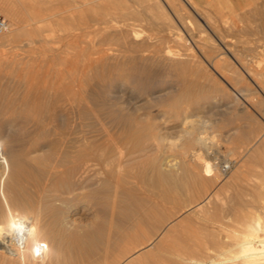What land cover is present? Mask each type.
<instances>
[{
    "label": "rangeland",
    "instance_id": "obj_1",
    "mask_svg": "<svg viewBox=\"0 0 264 264\" xmlns=\"http://www.w3.org/2000/svg\"><path fill=\"white\" fill-rule=\"evenodd\" d=\"M137 1H103L102 6L109 7L101 13L96 0H0L14 12L10 17L0 10L9 25L7 34L0 36V223H5L7 211H14L27 237L31 226L43 227L40 238L51 249L44 261L63 253L48 238L50 228L63 236L62 246L69 255L77 254L79 244L72 241L79 239L91 264L101 259L102 264H112L113 258L127 252L116 247L115 253L112 242L134 227L159 192L175 191L178 202L163 200L164 225L162 221V226L144 223L146 230L153 227L146 234L148 239L154 234L151 251L157 249L155 237L174 220L179 230L194 228L228 194L250 197L256 193L254 187L264 186V0H193L201 16L192 12L193 18L185 19L187 28L170 13L176 37L165 40L161 36L173 30L162 28L160 19H151L150 13L141 10L143 2ZM129 7L141 14L130 15ZM96 16H102V22ZM4 35L9 39H3ZM130 41L145 45L132 48ZM100 47L114 52L107 49L104 58L96 53ZM232 52L238 54L237 60ZM181 58L187 61L185 68L177 65ZM210 60L219 63L216 71ZM241 65L250 70V76ZM92 158L98 159L94 165L83 163ZM118 161L121 168L116 171L113 162ZM207 161L213 175L204 172ZM222 164L230 169L222 172ZM156 170L164 177L160 185ZM119 172L129 174L128 178L122 175L126 181L121 177L115 182ZM199 175L214 184L205 181L207 190L200 188ZM129 179L133 183L127 184ZM12 182L17 186L13 190L10 184L11 191ZM206 191L210 193L206 202L190 211ZM193 192L202 194L198 197ZM171 211L168 220L166 213ZM175 230H170V238L178 233ZM71 235L80 238L74 240ZM140 247L129 248V254L141 253ZM81 252L77 255L84 258ZM36 261L42 262L41 258Z\"/></svg>",
    "mask_w": 264,
    "mask_h": 264
},
{
    "label": "bare ground",
    "instance_id": "obj_2",
    "mask_svg": "<svg viewBox=\"0 0 264 264\" xmlns=\"http://www.w3.org/2000/svg\"><path fill=\"white\" fill-rule=\"evenodd\" d=\"M95 1V0H92V2ZM98 3H97V6H98V9L99 11L98 12H104L108 7L105 5V6H102L103 1H108L107 3L109 4H113L114 1L116 0H96ZM137 1V0H136ZM139 3L140 2H143L144 5H142L141 7V10H144L150 14H148L149 16L151 15L152 18L151 19H160V23H161V26L162 28H164L165 30H168V31H172L173 32L171 34H164L163 36H161L163 39L162 40H165L166 38L170 39V37H176L174 35H176V33L174 32V26H173V22H172V19H171V16H170V13H172L174 16H177V19H178V22L179 24H183L185 27L187 26L188 28V23L186 24L185 22V19H189L190 15L192 14V12H194L197 16H201L200 15V10L198 9V7L195 5V3L193 2V0H138ZM137 1V2H138ZM146 1V2H144ZM138 3V5H140ZM136 4V3H135ZM142 4V3H141ZM90 5V4H89ZM93 5V4H92ZM104 5V4H103ZM88 6V5H87ZM94 6V5H93ZM95 7V6H94ZM107 7V8H106ZM111 7V6H110ZM133 7V6H132ZM132 7H129L130 9H127L126 11L130 13H135L137 15L141 14V11L140 10H134V8L132 9ZM262 7V6H261ZM92 8V7H91ZM97 8V7H96ZM95 8V9H96ZM219 9V8H218ZM0 10L3 11L6 16H10V17H13L14 15V12L12 10V7L9 5V4H0ZM143 11V12H144ZM258 11V9L256 10ZM260 11V10H259ZM142 12V13H143ZM262 12V11H261ZM222 13V12H221ZM239 13V12H238ZM206 14V13H205ZM259 14V13H257ZM131 15V14H130ZM134 15V14H132ZM189 16V17H188ZM210 16V15H209ZM263 18H264V14H262ZM98 17V16H96ZM100 18H102V16H99ZM98 17V18H99ZM204 17V16H203ZM99 18V22H102ZM192 15H191V19H192ZM205 18V17H204ZM212 18V17H211ZM230 18V17H229ZM228 18V19H229ZM233 18V17H232ZM104 19V17H103ZM201 19V18H199ZM224 19V17H223ZM231 19V18H230ZM91 20V19H90ZM105 20V19H104ZM209 20V19H208ZM221 20V19H220ZM236 20V19H235ZM158 21V22H159ZM191 21V20H190ZM194 21V20H193ZM197 21V20H196ZM201 21V20H200ZM215 21V20H214ZM217 21V20H216ZM82 22V21H81ZM104 22V21H103ZM155 22V21H154ZM195 22V21H194ZM204 22V24L206 26H208V22L206 23L205 21H202ZM210 22V21H209ZM236 22V21H235ZM156 23V22H155ZM196 23V22H195ZM222 23V22H221ZM234 23V22H233ZM84 24V23H83ZM102 24V23H101ZM105 24V23H104ZM157 24V23H156ZM194 24V23H193ZM110 25V24H108ZM112 25V24H111ZM9 26V25H8ZM91 26V24H90ZM98 26V25H97ZM101 26V25H100ZM103 26V25H102ZM126 26V25H125ZM195 26V25H194ZM212 26V25H211ZM219 26V25H218ZM92 27V26H91ZM90 27V28H91ZM108 27V26H107ZM113 27V26H112ZM217 27V26H216ZM223 27V26H222ZM262 27L264 28V23H262ZM99 28V27H98ZM104 28V27H103ZM118 28V27H117ZM121 28V27H120ZM127 28V27H126ZM133 28V27H132ZM184 29V28H183ZM202 29V28H201ZM7 30V29H6ZM5 30V31H6ZM9 30V29H8ZM131 30V29H129ZM204 30V29H203ZM220 30V29H219ZM4 31V32H5ZM95 31V30H94ZM112 31V30H111ZM119 31V30H118ZM125 31V30H124ZM133 31V29L131 30ZM130 31V32H131ZM197 31V29H196ZM221 31V30H220ZM231 31V30H230ZM240 31V30H239ZM3 32V33H4ZM8 32V31H7ZM14 32V31H13ZM12 32V33H13ZM122 31H120L119 33L121 34ZM130 32H127L129 35ZM3 33H1L3 35ZM6 33V32H5ZM10 33V34H12ZM101 33V32H100ZM115 33V32H114ZM208 33V32H207ZM259 33V32H258ZM0 34V36H1ZM7 34V33H6ZM16 34V33H15ZM106 34V33H105ZM125 35V33H122V35ZM252 34V33H251ZM77 35V34H76ZM81 35V34H80ZM7 36L9 35H4L3 39H6ZM2 37V36H1ZM12 37V35H11ZM101 37V36H100ZM111 37V36H109ZM114 37V36H112ZM123 36H121L122 38ZM126 37V35L124 36ZM12 38H16V37H12ZM84 38V36H83ZM86 38V37H85ZM178 38V37H177ZM190 38V37H189ZM193 38V37H192ZM9 38H7L8 40ZM19 39V38H18ZM80 39V38H79ZM176 39V38H175ZM209 39V38H208ZM215 39V38H214ZM101 40V39H100ZM106 40V38H105ZM109 40V39H108ZM178 40V39H177ZM210 40V39H209ZM220 43H222V41L220 39H218ZM79 41V40H78ZM77 41V42H78ZM93 41V40H92ZM96 41V40H95ZM111 41V40H110ZM127 42V41H126ZM134 42V41H133ZM194 42V41H192ZM198 42V41H197ZM212 42V41H211ZM214 42V41H213ZM76 43V42H75ZM80 43V42H79ZM94 43V42H93ZM99 43V41H98ZM116 43V42H115ZM122 43V42H121ZM196 43V42H195ZM85 44V43H84ZM123 44V43H122ZM121 44V45H122ZM126 44V43H125ZM124 44V45H125ZM128 44V42H127ZM144 43H129L128 46L130 47H137L138 46L140 47L141 49V46H143ZM194 44V43H193ZM210 44H213L214 46V43H210ZM80 45V44H79ZM100 45V44H99ZM104 45V44H103ZM101 45V46H103ZM120 45V44H119ZM145 45V44H144ZM152 45V44H151ZM186 45V44H185ZM191 45V44H190ZM217 45V44H216ZM215 45V46H216ZM223 45V44H222ZM251 45V44H250ZM74 46V45H73ZM87 46V45H85ZM92 46V45H91ZM126 46V45H125ZM154 46V45H152ZM196 46V44H195ZM129 47V49H130ZM144 47V46H143ZM142 47V48H143ZM146 47V46H145ZM149 47V46H148ZM198 47V46H197ZM201 47L202 44H201ZM199 47V48H201ZM219 47H222V46H219ZM218 47V48H219ZM98 48V47H97ZM116 48V47H115ZM119 48V47H118ZM122 48V47H121ZM120 48V49H121ZM124 48V47H123ZM126 48V47H125ZM189 48V47H188ZM206 48V46H205ZM217 48V49H218ZM226 48V47H225ZM77 49V48H76ZM89 49V48H88ZM107 49L108 48H99L98 50H96V53H99L98 55H101V56H105L107 54ZM113 49V48H112ZM128 49V50H129ZM157 49V48H156ZM91 50V49H90ZM115 50V49H114ZM118 50V49H117ZM135 50V49H134ZM133 50V51H134ZM228 50V49H227ZM236 50V49H235ZM108 51H111V48L110 50L108 49ZM127 51V50H126ZM125 51V52H126ZM132 51V50H131ZM156 51H159V50H156ZM221 51V50H220ZM230 51V50H229ZM90 52V51H89ZM114 52V51H113ZM113 52L111 51V53L113 54ZM128 52V51H127ZM216 52V51H215ZM227 52V51H226ZM88 53V52H87ZM116 53V52H115ZM190 53V52H189ZM187 53V54H189ZM198 53V52H197ZM225 53V52H224ZM233 54L232 57L236 59V57H239L238 54L236 55V53L232 52ZM121 54V53H120ZM203 54V53H201ZM220 54L221 56L222 53H219L218 56L220 58ZM68 55V54H67ZM89 55V53H88ZM87 55V56H88ZM114 55H117V54H114ZM156 55V54H155ZM215 55V54H214ZM235 55V57H234ZM243 55V54H242ZM257 55V54H255ZM86 56V57H87ZM91 55H89L90 57ZM182 56V55H181ZM185 56V55H184ZM207 56V55H206ZM204 56V57H206ZM72 57V56H71ZM188 57V56H187ZM196 57V56H194ZM193 57V58H194ZM200 57V56H199ZM208 57V56H207ZM94 58V57H93ZM98 58V57H97ZM100 58V57H99ZM102 58V57H101ZM106 58V57H104ZM122 58V57H121ZM218 58V59H219ZM227 58V57H226ZM91 59V58H90ZM125 59V58H124ZM180 59V58H179ZM178 59V60H179ZM184 59V58H183ZM187 59V58H186ZM222 59V58H221ZM122 60V59H121ZM173 60V59H172ZM185 60V59H184ZM181 60L179 61V63L177 65H179L180 67H186L187 66V61H184ZM189 60V59H188ZM216 60V59H215ZM237 60V59H236ZM241 60V59H240ZM88 61V60H87ZM176 61V60H175ZM193 61V60H192ZM196 61V60H195ZM212 60H210L211 62ZM220 62V60H218ZM223 61V60H222ZM85 62V61H84ZM101 62V61H100ZM115 62V61H114ZM121 62V61H120ZM170 62V61H169ZM194 62V61H193ZM198 62V61H197ZM242 62V61H241ZM92 63V62H91ZM97 63V62H96ZM122 63V62H121ZM239 63V62H238ZM249 64V62H247ZM246 63V65H247ZM106 64V63H105ZM114 64V63H113ZM175 64V63H174ZM197 64V63H196ZM219 63L218 62H215L214 60L212 61V63H209V65L213 68V70H217L215 69V66L217 68V65ZM240 64V63H239ZM110 65V64H109ZM93 66V65H92ZM118 66V65H117ZM190 66H191V63H190ZM193 66V65H192ZM90 67V66H89ZM220 67V66H219ZM242 69L243 71L245 72V74L247 76H250L251 72L248 68L244 66H242ZM88 68V67H87ZM115 68V67H114ZM122 68V66H121ZM195 68V67H194ZM193 68V69H194ZM197 68V67H196ZM199 68H200V64H199ZM178 69V68H177ZM188 69V68H186ZM241 69V70H242ZM256 69V68H255ZM118 70V68H117ZM179 70V69H178ZM183 70V69H182ZM192 70V69H191ZM197 70V69H196ZM181 71V70H180ZM207 71V70H206ZM219 71V70H218ZM184 72V71H183ZM182 72V73H183ZM190 72V71H189ZM243 72V73H244ZM253 72V71H252ZM188 74V73H187ZM221 74V73H220ZM244 74V75H245ZM185 75V74H184ZM186 76V75H185ZM190 76V74L188 75ZM241 76V75H240ZM253 76V75H251ZM177 77V76H176ZM192 77V76H190ZM254 80V79H253ZM181 81V80H180ZM255 81V80H254ZM160 82V81H158ZM189 82H187L188 84ZM246 83V82H245ZM191 84V83H190ZM189 86V85H188ZM191 86V85H190ZM186 87V86H185ZM184 87V88H185ZM65 89V88H64ZM261 89V88H260ZM77 90V89H76ZM258 91V90H257ZM262 134V133H261ZM264 134V133H263ZM263 136V135H262ZM127 142V141H126ZM63 144V143H62ZM74 144V143H73ZM61 145V144H60ZM74 146V145H73ZM80 147V146H79ZM90 147V146H89ZM113 147V146H112ZM61 148V147H60ZM53 151V150H52ZM61 151V149H60ZM62 152V151H61ZM60 152V153H61ZM87 152V151H86ZM92 152V151H91ZM54 154V153H53ZM62 154V153H61ZM68 154V153H67ZM79 155V154H78ZM201 155V154H200ZM48 156V155H47ZM55 156V155H54ZM83 157L82 155H79V157ZM88 156H90L88 154ZM87 156V157H88ZM17 157V156H16ZM60 157V156H59ZM70 157V155H69ZM109 157V156H108ZM206 157V156H205ZM204 157V158H205ZM11 158V157H10ZM76 158V157H75ZM78 158V157H77ZM85 158V157H84ZM83 158V159H84ZM89 158V157H88ZM97 158V157H96ZM123 158V157H122ZM12 159V158H11ZM10 159V160H11ZM43 159V158H42ZM47 159V157H46ZM57 159V158H56ZM70 159H73V158H70ZM81 159V158H79ZM15 160V159H14ZM37 160V159H36ZM75 160V159H74ZM97 160L98 159H95V158H92L91 160L90 159H87V161L83 162L86 166H88L91 162L92 165L95 164V161L97 163ZM207 160V159H206ZM56 161V160H54ZM100 161V159H99ZM115 162V160H113ZM65 162V160H64ZM70 162V161H69ZM73 162V161H72ZM75 162V161H74ZM80 162V160H79ZM109 162V161H107ZM113 162V165H115V169L114 170H119V167L121 166L120 165V161L116 162L114 164ZM21 163V162H20ZM60 164V163H59ZM69 164V163H68ZM75 164V163H74ZM83 164V165H84ZM100 164V162H99ZM22 165V164H21ZM37 165V164H36ZM44 165V164H43ZM54 165V164H53ZM104 165V164H103ZM108 165V164H107ZM111 165V164H110ZM112 165V166H113ZM60 166V165H59ZM90 167V166H88ZM111 167V166H110ZM47 168V167H45ZM52 168V167H51ZM72 168V167H71ZM121 168V167H120ZM54 171H55V167H53ZM85 169V167H84ZM101 170V169H100ZM110 171H113L114 170H111L109 169ZM121 170V169H120ZM51 171V170H50ZM86 171V170H85ZM115 171V172H116ZM126 171V170H125ZM158 172V170H156ZM79 172V171H78ZM87 172V171H86ZM129 172V170H128ZM205 174H212L213 175V166L207 161L205 163ZM223 172V171H222ZM52 173V171H51ZM120 174V172H119ZM119 174L117 173V175L119 176ZM126 173H123L122 175H124ZM199 174V173H198ZM248 174V173H247ZM256 174V173H255ZM116 175V174H115ZM121 175V174H120ZM120 176L118 178L115 179V182L116 180L120 179L121 180V177L123 178L124 176H126L128 178L127 175H124V176ZM137 174H134V176H136ZM172 175V174H171ZM211 175V177H212ZM244 175V174H243ZM16 176V175H15ZM19 176H20V173H19ZM133 175L130 174V177L131 178ZM116 177V176H115ZM138 177V176H136ZM210 177V178H211ZM157 182L158 185H160V181L162 179H164V177L162 178L161 177V174L158 172V175H157ZM162 178V179H161ZM200 180H197V181H200L199 183L202 185L200 188H205V187H208L206 185V182L207 179L205 180H201V178H204L202 176H198L197 179ZM112 179V178H111ZM126 178H123L122 180L123 181H126L125 180ZM132 179V178H131ZM134 179V178H133ZM132 179V180H133ZM136 179V178H135ZM134 179V180H135ZM13 180V179H12ZM11 180V181H12ZM119 180V181H120ZM131 180V182L133 183V181ZM209 180V179H208ZM212 180V179H211ZM209 180L210 182H212V185L214 184L213 181ZM214 180V179H213ZM255 180V179H254ZM16 181V180H15ZM172 181V180H171ZM175 181V180H174ZM207 181V182H209ZM215 181V180H214ZM219 181V180H217ZM10 182V181H9ZM118 182V181H117ZM130 182V179H129V182H126L127 184L128 183H131ZM139 182V181H138ZM119 183V182H118ZM122 184H124L125 182H120ZM119 183V184H120ZM136 184V182H134ZM216 183V182H215ZM235 183V182H234ZM250 183V182H249ZM253 183V182H252ZM10 184L11 186L13 187V190H14V187H16L15 185H12V183H9V189L11 190L12 187L10 188ZM173 184V183H172ZM208 184V183H207ZM237 184V183H236ZM256 184V183H255ZM156 185V184H155ZM176 185V184H175ZM211 185V183L209 184V186ZM211 185V186H212ZM153 186V185H152ZM205 186V187H204ZM245 186V185H244ZM252 186V185H251ZM260 186V185H259ZM125 187V186H124ZM171 187V186H170ZM169 187V188H170ZM240 187V186H239ZM264 187L263 184L261 187H254L255 189H253V191L255 190V194L254 195H251L250 197H248L249 194L247 193H235V194H228V196L225 197V200L223 201V204L216 210H213L214 211H210V212H205L204 214V218L202 219L203 222H199V226H195L194 228H188L185 229V228H182L183 230H179V226H178V221H176V227L177 229L175 230L174 228H176L174 226L175 223L172 222V224H168L167 226H165L164 228L161 227L162 225H164L165 221H162V207L163 208H166L165 207V203L163 204V200L165 199L167 201V199H170L172 201L176 200L174 195L172 192H175V191H172L170 192L169 189L168 193H165V190L163 193L162 191L159 192V189L157 190L159 192V198L154 201V203L152 202V205L150 206H147L145 208V210L143 211V213H140L142 215H140L141 217L138 218L137 222H133L135 224L134 227H132L133 225H131L132 228H129L131 229L129 232L126 233V235L124 234V232H126V230H122L123 232H121L123 234V236L125 235L124 239H123V236L122 238L119 237V239H123L121 242L117 241L115 244V240H119L117 237L119 236L117 233V237L116 239H114V244L112 242V247L115 246V248L113 249H119L120 251H125L127 250V252H125L126 254H129V253H132L130 251H128V249L130 248V250H135L136 248H138L139 246H141L140 248H146L145 250L143 249H140L138 252V254L134 255V254H129L128 257L126 258L125 256V260L124 261H121V257L124 258V254L121 256L120 254V257H115L117 255H114L115 258H119L118 260L113 258L112 257L110 258L112 262V264H115V262H117L116 264H264ZM158 188V187H157ZM163 188V187H162ZM258 188V190H257ZM16 189V188H15ZM173 189V188H172ZM206 189V188H205ZM232 189V188H231ZM243 189V188H242ZM201 190V189H200ZM199 190V191H200ZM207 190V189H206ZM209 190V189H208ZM12 191V190H11ZM194 191V190H193ZM202 191V190H201ZM236 191V190H235ZM243 191V190H242ZM207 192V191H206ZM214 192V191H213ZM191 193V191H190ZM194 193V192H193ZM199 193V192H198ZM208 193V192H207ZM234 193V191H233ZM249 193V192H248ZM12 194V193H11ZM177 194V193H176ZM195 195L197 194V192L194 193ZM202 194V193H201ZM200 195H196V196H201ZM209 195L210 193L208 194H203L204 198L202 199V196L200 197L201 200L196 202L194 205H191L188 209H190V211L194 208H199L201 207V204L209 198ZM184 197V196H183ZM16 199V198H15ZM133 199V198H131ZM147 200V198H146ZM164 200V201H165ZM210 200V199H209ZM134 201V199H133ZM136 201V200H135ZM150 201V200H148ZM169 201V200H168ZM177 201V200H176ZM178 202V201H177ZM176 202V203H177ZM204 202V203H205ZM213 201H211L212 203ZM139 203V202H138ZM175 203V202H174ZM217 203V202H216ZM140 204V203H139ZM146 204H149V203H146ZM168 204V203H167ZM215 204V203H214ZM129 205V204H128ZM138 205V204H137ZM164 205V206H163ZM213 205V203H212ZM127 206V205H126ZM131 206V205H130ZM134 206V205H133ZM141 206V205H140ZM181 206V205H180ZM184 206V205H183ZM186 206V205H185ZM208 206V205H207ZM214 206V205H213ZM204 207V206H203ZM217 207V205H216ZM168 208V207H167ZM10 209V208H9ZM142 209V208H141ZM171 209V208H170ZM169 209V210H170ZM205 209V208H204ZM11 210V209H10ZM165 210V209H164ZM168 210V209H166ZM165 210V212H166ZM168 210V211H169ZM206 210V209H205ZM131 211V210H130ZM167 211V212H168ZM181 211V209H180ZM189 211V212H190ZM193 211V210H192ZM196 211V210H195ZM204 211V210H203ZM14 212V211H13ZM12 211H7L6 212V221L4 224L0 223V264H85L87 262H89L88 260V257L87 256V253L85 252L84 253V247L81 246L82 243H83V240L82 242H77L79 239L77 237H79V235H77L76 237L72 236V238L75 240V238H77L78 240H75L72 241L75 245L76 244H79L80 247H82L83 249V255L85 254V257L86 258V261H83V256L81 255H77L78 252L82 251L81 248H79V246H76L77 248V254L74 256H71L69 255V252L67 251V249L65 247L62 246V244L64 243V240L62 239V235L61 234H58V232L56 233V231H54V228L52 230V228H50V231L47 232V230L44 228V230H46V232L48 233L47 236L48 238L51 240V242H55L56 245H57V248H59V250H62L63 253H61L60 256H55V255H52L54 257L52 258H49L45 260V257L49 256L50 254V251L51 249L49 248L48 244H47V240H44L42 238H40V234H41V231L42 228L41 227H35V226H31L30 228V231L27 233L29 234V237H27V235H25V233L27 232L26 230V227L22 226V223L20 222H17L16 221V214L13 213ZM136 212L137 213V210L136 211H133L131 213H134ZM142 212V211H141ZM183 212V211H182ZM130 213V214H131ZM164 213V212H163ZM171 213L167 214L166 213V216L168 217V215H171ZM175 213H178V212H175ZM180 214V212H179ZM178 214V215H179ZM190 214V213H189ZM188 214V215H189ZM196 214V213H195ZM128 215V213H127ZM184 215V214H183ZM130 216V215H128ZM135 216V214H134ZM174 216H176L175 214L172 215L173 218H175ZM192 216V213L191 215ZM196 216V215H195ZM193 215V217H195ZM5 217V216H4ZM3 217V218H4ZM132 217V215H131ZM171 217V216H170ZM171 217V218H172ZM177 217V216H176ZM199 216H197L198 218ZM60 217H57V219H59ZM135 220H136V217H134ZM179 218L182 219V217L179 216ZM178 218V219H179ZM163 219H164V215H163ZM177 219V218H176ZM199 219V218H198ZM201 219V218H200ZM19 220V218H18ZM21 220V219H20ZM132 220V218H131ZM168 220L169 217H168ZM185 220V219H184ZM187 220V219H186ZM189 220V219H188ZM191 220V219H190ZM1 221V219H0ZM4 221V220H3ZM38 221V220H37ZM153 223L154 225L155 224H160L161 225V221L163 222V224L160 226L161 228H163V231L161 233H159L157 235L158 238L155 237V244L157 242V249L156 251H151L149 249V246L150 244L152 243L151 242V238L152 236L154 235H151L148 239L147 235L148 234L147 232H150V230H153V227H151L150 230H146L147 228H145L143 225L144 223L148 222L149 223ZM182 221V220H181ZM181 221H179L181 223ZM63 222V221H62ZM171 222V221H170ZM192 222V221H191ZM50 223V222H48ZM60 223V222H59ZM131 223V222H130ZM146 223V224H148ZM184 223V222H183ZM186 223V221H185ZM197 223V222H196ZM37 224V223H36ZM61 224V223H60ZM64 224V223H63ZM62 224V225H63ZM187 224H188V221H187ZM186 224V225H187ZM198 224V223H197ZM33 225V224H32ZM48 225V224H47ZM129 225V224H128ZM37 226V225H36ZM56 226V225H55ZM147 226V225H146ZM153 226V225H151ZM156 226V225H155ZM183 226V225H182ZM185 226V225H184ZM183 226V227H184ZM53 227V226H51ZM65 227H67L65 225ZM65 227H62V228H65ZM68 228V227H67ZM122 228V227H121ZM156 228V227H155ZM157 228H159V225L157 226ZM159 228V229H161ZM180 228H181V225H180ZM27 229H29L27 227ZM49 229V228H48ZM120 229V228H119ZM19 232V234H16L15 232ZM102 230V229H101ZM170 230H175L177 231L178 233L176 234V232H174V236L171 238L168 236L170 232ZM59 231V230H58ZM108 231V229H107ZM121 231V230H120ZM155 231V229H154ZM159 231V230H157ZM73 232V231H72ZM104 232V231H103ZM160 232V231H159ZM14 233L16 235H14ZM46 234V233H45ZM67 234V233H66ZM71 234V233H70ZM69 234V235H70ZM81 234V232H80ZM108 234V233H107ZM152 234V231L151 233ZM75 235V234H74ZM109 235V234H108ZM111 235V234H110ZM70 236V238H71ZM106 236V235H105ZM121 236V234H120ZM149 236V235H148ZM68 237V236H67ZM80 238V237H79ZM107 238H110V237H107ZM169 238V239H168ZM70 239H68L69 241ZM71 241V240H70ZM80 241V240H79ZM112 241V240H111ZM153 241V240H152ZM72 242L71 245H72ZM54 243V244H55ZM154 243V242H153ZM152 243V244H153ZM101 244V243H100ZM56 245H55V248H56ZM66 245V244H65ZM103 245V243H102ZM98 246V245H97ZM156 246V245H155ZM71 247V246H70ZM74 247V246H73ZM87 247V246H86ZM95 247V246H94ZM54 249V248H53ZM72 249V248H71ZM75 249V248H74ZM78 249L80 251H78ZM89 249V248H88ZM104 249V248H103ZM117 249L115 250V253H117ZM76 250V249H75ZM118 250V251H119ZM154 250V249H152ZM38 251V255L37 256L35 254V252ZM119 251V253H120ZM138 251V250H137ZM73 252V251H72ZM71 252V253H72ZM80 254V253H79ZM109 252H105V255H108ZM111 255V254H110ZM78 256V257H77ZM82 257V258H79ZM94 256V255H93ZM109 256V255H108ZM38 258H41L42 262H38L37 263V259ZM90 258V257H89ZM92 258V257H91ZM93 259V258H92ZM91 259V261H92ZM102 260V259H101ZM95 260L97 262V264H99L101 262H103V260ZM108 260V259H107ZM117 260V261H115ZM105 261V259H104ZM94 262V261H93ZM107 262V261H105ZM87 264H91V262L87 263ZM95 264V263H94Z\"/></svg>",
    "mask_w": 264,
    "mask_h": 264
},
{
    "label": "built area",
    "instance_id": "obj_3",
    "mask_svg": "<svg viewBox=\"0 0 264 264\" xmlns=\"http://www.w3.org/2000/svg\"><path fill=\"white\" fill-rule=\"evenodd\" d=\"M8 27V23L6 21V19L0 15V34L3 33ZM230 169V165L229 164H222L221 165V170L223 172H227Z\"/></svg>",
    "mask_w": 264,
    "mask_h": 264
},
{
    "label": "crops",
    "instance_id": "obj_4",
    "mask_svg": "<svg viewBox=\"0 0 264 264\" xmlns=\"http://www.w3.org/2000/svg\"><path fill=\"white\" fill-rule=\"evenodd\" d=\"M198 2H205V1H209V0H196Z\"/></svg>",
    "mask_w": 264,
    "mask_h": 264
}]
</instances>
